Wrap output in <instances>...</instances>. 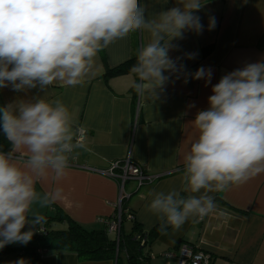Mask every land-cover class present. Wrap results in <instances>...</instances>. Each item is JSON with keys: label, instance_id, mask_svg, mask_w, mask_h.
Segmentation results:
<instances>
[{"label": "clouds", "instance_id": "9594fccd", "mask_svg": "<svg viewBox=\"0 0 264 264\" xmlns=\"http://www.w3.org/2000/svg\"><path fill=\"white\" fill-rule=\"evenodd\" d=\"M175 3L146 18L141 0H0V89L38 91L0 106V131L11 145L0 151V249L32 240L36 226L45 221L35 213L29 218L33 205L45 208L63 196L59 186L38 193L36 183L59 185L70 154L82 147L73 142L68 107L40 95L50 85L81 84L95 75L100 51L137 31L147 37L130 69L138 93L155 101L172 76H184L187 83L190 75L211 84V68L189 73L181 57L170 56L179 48L174 41L204 30L196 13L205 3ZM215 26V17L209 16L208 29ZM185 55L191 60L196 53ZM211 92L208 107L191 121L197 135L183 156L182 191L189 195L175 188L149 193L145 210L156 216L162 232L218 211L210 193L264 172V60L224 74Z\"/></svg>", "mask_w": 264, "mask_h": 264}, {"label": "crops", "instance_id": "0c3cea01", "mask_svg": "<svg viewBox=\"0 0 264 264\" xmlns=\"http://www.w3.org/2000/svg\"><path fill=\"white\" fill-rule=\"evenodd\" d=\"M202 2L204 7L196 14L201 17L204 30L200 34L188 31L182 40L174 41L179 48L170 52V56L181 57L180 63L189 73L201 66L211 68V84L206 85L204 80L192 79L190 75L187 83L184 76L179 79L172 76L159 99L154 101L146 93L132 89L135 77L131 73L104 78L106 70L136 56L147 42L146 34L137 31L98 53L95 75L75 86L54 83L40 94L49 100L58 98L68 107L73 117L74 140L78 129L82 128L86 136L79 142L82 147L70 154L72 164L59 185L51 181L36 183L38 193L59 186L63 196L45 208L33 205L30 219L34 213L53 215L58 207L88 229L103 228L101 220L111 217L116 210L118 186L114 179L92 169L106 168L111 161L127 156L149 173L159 175L140 188L134 181L126 185L128 206L143 231H150L160 223L145 210L152 198L149 193L175 188L182 196L189 195L182 191L181 177L184 153L197 135L191 121L198 110L208 107L212 85L224 74L264 60V0ZM141 6L146 18H150L176 3L175 0H168L166 4L163 0H141ZM209 16L216 19V26L211 30ZM206 47L210 50L204 55L202 50ZM187 53H196L195 59H187ZM37 94L36 89L25 93L3 88L0 102L3 106ZM210 195L219 210L200 221L190 217L178 230L169 227L161 231L146 245L147 264H177L176 254L182 243L209 254L210 264H264V172ZM122 231L129 234L131 222L128 226L123 223ZM166 252L175 256L166 257ZM21 258L26 264H116L114 260L80 261L76 254L64 251H44L36 261L18 250L0 252V264H14ZM120 258L123 260L120 264H127L123 252Z\"/></svg>", "mask_w": 264, "mask_h": 264}, {"label": "trees", "instance_id": "16d2710c", "mask_svg": "<svg viewBox=\"0 0 264 264\" xmlns=\"http://www.w3.org/2000/svg\"><path fill=\"white\" fill-rule=\"evenodd\" d=\"M209 50L210 47H206L202 53L205 55ZM135 63L136 56L106 70L104 78L131 73L130 69ZM0 106H2L1 102ZM10 148V143L0 131V151H8ZM127 213L132 215L131 232L124 234L122 224L126 220ZM121 215L119 239L116 240L106 232L105 226L101 229H88L56 207L53 215H45L44 223L36 226L33 238L28 244L5 246L0 252L18 250L21 254L30 255L36 261L44 251H64L76 254L80 261L114 260L116 264H120V253L123 252L127 264H147L149 257L144 253L146 245L161 232L160 223L150 231H143L135 220L134 212L128 206L127 200L122 203ZM56 224H63V228L54 227Z\"/></svg>", "mask_w": 264, "mask_h": 264}, {"label": "built area", "instance_id": "2783aa9c", "mask_svg": "<svg viewBox=\"0 0 264 264\" xmlns=\"http://www.w3.org/2000/svg\"><path fill=\"white\" fill-rule=\"evenodd\" d=\"M86 132L81 128L78 129L75 143L82 142L85 139ZM72 163L69 161V165ZM92 170L104 174L114 179L118 186V197L115 203L116 210L111 217L103 218L101 221L105 225L106 232L114 239H119V232L122 220V203L129 198L126 192V185L129 181H134L137 188L150 184L155 181L159 175L149 173L140 164L132 160L129 156L121 159H115L109 163L106 168H93ZM201 220L202 217H196ZM132 219V215L126 214V220ZM166 257L175 256L172 252H166ZM177 264H210L211 256L203 251L196 250L193 245L182 243L179 245L176 254Z\"/></svg>", "mask_w": 264, "mask_h": 264}, {"label": "rangeland", "instance_id": "374dc122", "mask_svg": "<svg viewBox=\"0 0 264 264\" xmlns=\"http://www.w3.org/2000/svg\"><path fill=\"white\" fill-rule=\"evenodd\" d=\"M131 182H133V181H131ZM130 222H131V221H124L123 223H124L125 226H128V225H130ZM54 227H57V228H63V225L56 224ZM121 261L123 262L122 259H121ZM148 261H149V260H148Z\"/></svg>", "mask_w": 264, "mask_h": 264}]
</instances>
